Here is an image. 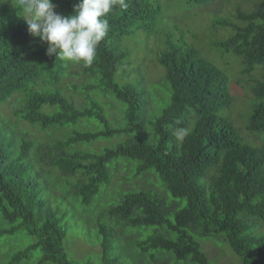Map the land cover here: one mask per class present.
Returning a JSON list of instances; mask_svg holds the SVG:
<instances>
[{
  "label": "trees",
  "instance_id": "obj_1",
  "mask_svg": "<svg viewBox=\"0 0 264 264\" xmlns=\"http://www.w3.org/2000/svg\"><path fill=\"white\" fill-rule=\"evenodd\" d=\"M13 1L0 4V214L10 223L0 228V237L22 230L36 239L6 264H20L36 250L37 264H91L68 257L62 220L77 202L89 204L111 180L108 163L119 156L137 160V174L153 169L164 192L185 200L184 207L173 210V221L168 218L167 193L155 189L127 192L101 209L98 216L121 224L127 243L136 242V251L145 256L149 250H163L177 263L212 264L197 239L222 234L241 264H264V0L253 2L250 10L235 6L233 14L212 22L231 31L212 41L213 46L242 56V72L261 70L262 78L251 86L245 125L255 140L244 136L223 112L232 101L225 72L188 45L182 29L176 41L167 32L156 55L170 103L146 119L142 70L138 76L131 68L122 41L137 30H153L161 14L160 0H126L127 9L117 4L107 16L110 29L91 66L46 55L47 44L28 33L21 2ZM52 2L68 15L79 0ZM124 69L131 78L124 80ZM118 71L122 82L116 79ZM69 89L79 90V105L66 94ZM109 107L115 109L113 120L121 117L123 125L111 124ZM19 122L51 139L38 142ZM94 122L102 127L90 130ZM181 128L188 135L178 140L175 132ZM117 133L128 137L100 152L77 146ZM149 225L163 226L167 233L129 241L127 235ZM94 230L103 263L116 264L107 255L106 228Z\"/></svg>",
  "mask_w": 264,
  "mask_h": 264
},
{
  "label": "rangeland",
  "instance_id": "obj_2",
  "mask_svg": "<svg viewBox=\"0 0 264 264\" xmlns=\"http://www.w3.org/2000/svg\"><path fill=\"white\" fill-rule=\"evenodd\" d=\"M255 1L259 0H213L209 4L200 5L189 3V0H160L161 14L153 30L151 32L137 30L123 39L122 46L129 50L128 61L130 59L131 68L136 71L138 76L140 75L139 68L142 70L141 76L144 77L145 83H143L141 108L144 111L148 108L149 112L146 119L149 120L154 118V115H159L162 108L170 103V89L164 77V69L156 60V55H158L160 47L164 46L166 33L171 32L174 36L173 40L176 41L180 35L179 31L182 29L186 43L198 49L203 56L213 61L225 72L232 101L230 106L224 109L223 112L228 116L231 115L235 125L244 136L251 140L254 139V136L246 130L245 125L248 116L247 106L250 98L253 97L251 86L254 79L262 78L261 70L257 68L251 73L242 72L244 67L242 56L232 52L222 53L211 42L223 39L231 33L228 27H213L212 22L215 18L226 17L229 13L233 14L235 6L250 10ZM5 2L6 0H0V4ZM15 3L16 5L19 4L17 0L12 2L14 5ZM55 11L59 12L57 6ZM124 70L126 71L124 80L131 78L132 76L128 74L127 69ZM119 73L120 71L117 72L116 79L122 82L124 80H120ZM71 80L76 81L77 79L72 78ZM66 94L75 100L77 105L81 103L82 97L79 90L69 89ZM106 100L110 99L106 98ZM107 111L111 124H124L125 120L122 121L121 117L113 120L116 115L114 108L109 107ZM18 125L21 130H28V135L40 143H45L51 139L48 138L46 132L35 127H29L22 122H19ZM92 125L90 130H98L102 127L98 122H94ZM127 137L128 134L126 133H117L111 136L98 137L92 142H85L77 146L84 150L100 152L103 148L115 147L120 142L125 141ZM256 142H260V140L256 139ZM36 165H40V163L36 162ZM137 165V160L122 156L114 158L108 163L111 180L101 186L100 191L89 204L82 205L77 202L76 208L74 207L70 213L66 214L62 220L67 229L64 250L72 261L104 264L102 261L103 252H101L94 230L96 226H104L108 233V241H110L107 255L114 258L116 264H182L184 262H175L174 256L167 251L149 250L144 256L140 251L134 249L136 242L132 240L137 238L142 240L156 232L166 234L165 227L159 225L139 227L141 228V230H138L140 232L127 235L129 241H132L128 244L124 235L127 231L123 232L124 229L121 230V224L118 225L115 220H110V218L103 215L98 216L102 213L101 209L107 207L106 205L118 201L125 193L137 189L148 188L155 189L164 195L167 193L166 203L170 206L168 218L171 221H173V210L185 206L184 199L174 198L169 192L165 191V193L161 189L160 179L153 169L147 170V173L137 174ZM175 202L178 204L175 205ZM9 226L10 223L2 219L0 214V228ZM167 235L172 238L175 237V234L168 233ZM35 239V236L22 230L14 234L1 236L0 264H6L15 252L24 249ZM197 240L212 264H241L239 257L224 241L222 234L216 237L198 238ZM156 251L158 252L155 253ZM39 253V250L33 251L20 264H37ZM44 264L53 263L45 262ZM185 264L189 263L186 262Z\"/></svg>",
  "mask_w": 264,
  "mask_h": 264
},
{
  "label": "clouds",
  "instance_id": "obj_3",
  "mask_svg": "<svg viewBox=\"0 0 264 264\" xmlns=\"http://www.w3.org/2000/svg\"><path fill=\"white\" fill-rule=\"evenodd\" d=\"M28 33L46 43V55L56 59L83 62L91 66L97 56L98 45L108 35L107 19L118 4L127 9L126 0H79L72 12L63 15L55 11L52 0H20ZM178 140L188 135L187 129L175 132Z\"/></svg>",
  "mask_w": 264,
  "mask_h": 264
}]
</instances>
